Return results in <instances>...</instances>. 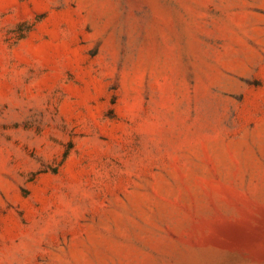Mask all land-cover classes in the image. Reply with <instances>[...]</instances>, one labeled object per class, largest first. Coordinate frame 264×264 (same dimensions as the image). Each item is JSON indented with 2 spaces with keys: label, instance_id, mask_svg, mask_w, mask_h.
Returning a JSON list of instances; mask_svg holds the SVG:
<instances>
[{
  "label": "rangeland",
  "instance_id": "obj_1",
  "mask_svg": "<svg viewBox=\"0 0 264 264\" xmlns=\"http://www.w3.org/2000/svg\"><path fill=\"white\" fill-rule=\"evenodd\" d=\"M0 264H264V0H0Z\"/></svg>",
  "mask_w": 264,
  "mask_h": 264
}]
</instances>
